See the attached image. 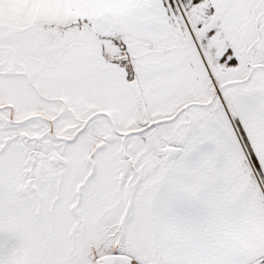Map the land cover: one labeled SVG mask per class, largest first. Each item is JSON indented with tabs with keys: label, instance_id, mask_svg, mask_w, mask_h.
I'll return each instance as SVG.
<instances>
[{
	"label": "snow or ice",
	"instance_id": "snow-or-ice-1",
	"mask_svg": "<svg viewBox=\"0 0 264 264\" xmlns=\"http://www.w3.org/2000/svg\"><path fill=\"white\" fill-rule=\"evenodd\" d=\"M0 264H264V0H0Z\"/></svg>",
	"mask_w": 264,
	"mask_h": 264
}]
</instances>
